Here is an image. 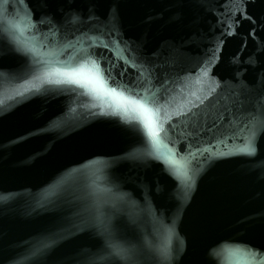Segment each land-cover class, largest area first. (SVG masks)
Segmentation results:
<instances>
[{
  "label": "water",
  "instance_id": "95a60500",
  "mask_svg": "<svg viewBox=\"0 0 264 264\" xmlns=\"http://www.w3.org/2000/svg\"><path fill=\"white\" fill-rule=\"evenodd\" d=\"M239 7L251 21L237 0H0L38 29L0 37V264H261L264 0ZM88 53L142 94L154 85L161 151L186 182L133 113L74 85L34 89L40 61Z\"/></svg>",
  "mask_w": 264,
  "mask_h": 264
},
{
  "label": "snow or ice",
  "instance_id": "6c2138e0",
  "mask_svg": "<svg viewBox=\"0 0 264 264\" xmlns=\"http://www.w3.org/2000/svg\"><path fill=\"white\" fill-rule=\"evenodd\" d=\"M249 2L251 0H237V11L240 14V20L248 19L251 21L252 18L247 14L246 9L239 7L240 4L246 5ZM40 22L44 23V21ZM235 23H239V20H234L227 25L226 34H231V29ZM21 24H23L25 29H33V34H35V31H38L36 25L32 24L27 17L23 20H19V18L9 20L4 13L0 12V37L7 35L12 38L13 42L19 43L24 37V32L20 27ZM73 59L74 63H68L59 59L47 62L40 61V63L50 64L51 67L44 73L43 77H37L38 80H41V83L34 85V89L39 91L43 83L74 85L84 89V95L98 99L101 103H105V98H107V101H110L117 108L121 109L125 115L133 113V119L138 121L139 124V127L135 130L139 133L142 142L150 144L155 152L163 157L161 162L165 163L166 168L168 165H173L176 168V175L182 177L186 182L189 177L186 171H181L184 165L179 162L175 152L170 149L161 151L162 147L167 148V145L161 144L160 139V133L165 131L161 128V123L164 121H162L161 109L147 95V92L154 85L148 82L142 94L139 89L144 84V80H140V84L135 87L124 82L122 79L117 80L112 74L114 64L110 63L108 66L101 68L100 65L103 61L102 55L96 56L88 53L85 56H79ZM120 59V56H115L116 61ZM203 74L207 75L206 68L203 69ZM123 75L124 73H120L121 77ZM143 75V72L138 73V79L143 77ZM53 77L56 78L53 79ZM109 82H112L111 85H109ZM77 94L79 95L80 93ZM199 98L197 97V99ZM188 103H191V101L189 100ZM94 114L106 115L108 113H105L101 108L99 113ZM180 114L182 115L183 113ZM164 115L167 116V112ZM122 123L131 124V121L122 120ZM238 152L244 155H252L254 154V149L251 148L250 142H245L242 147L238 148ZM103 246L106 248V258L119 261L125 255V250L114 245L111 240L106 241ZM255 252L261 264H264V249L257 248Z\"/></svg>",
  "mask_w": 264,
  "mask_h": 264
}]
</instances>
